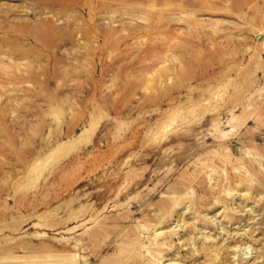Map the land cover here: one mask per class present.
I'll list each match as a JSON object with an SVG mask.
<instances>
[{
	"label": "rangeland",
	"instance_id": "obj_1",
	"mask_svg": "<svg viewBox=\"0 0 264 264\" xmlns=\"http://www.w3.org/2000/svg\"><path fill=\"white\" fill-rule=\"evenodd\" d=\"M0 264H264V0H0Z\"/></svg>",
	"mask_w": 264,
	"mask_h": 264
}]
</instances>
